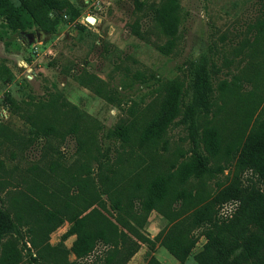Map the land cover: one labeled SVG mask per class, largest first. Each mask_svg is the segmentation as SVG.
Instances as JSON below:
<instances>
[{
  "label": "rangeland",
  "instance_id": "1",
  "mask_svg": "<svg viewBox=\"0 0 264 264\" xmlns=\"http://www.w3.org/2000/svg\"><path fill=\"white\" fill-rule=\"evenodd\" d=\"M67 1L73 20L50 10L41 24L11 31L0 16V206L15 224L0 240V264H196L203 224L190 215L213 196L217 219L236 205L219 195L264 98V63L219 108L217 84L244 62L232 49L243 36L255 32L264 44V0ZM200 58L213 91L206 112L190 103ZM168 93L175 111L163 144L140 146ZM123 126L126 142L117 134ZM170 172L166 194L142 222L111 208L110 194L137 210L150 181ZM239 180L264 187L249 169ZM89 211V224L116 230L77 257L69 220ZM172 224L196 238L182 263L160 244Z\"/></svg>",
  "mask_w": 264,
  "mask_h": 264
},
{
  "label": "trees",
  "instance_id": "2",
  "mask_svg": "<svg viewBox=\"0 0 264 264\" xmlns=\"http://www.w3.org/2000/svg\"><path fill=\"white\" fill-rule=\"evenodd\" d=\"M63 11L73 20L77 16L76 10L67 0H19L17 6L9 0H0V16L3 26L11 31L22 30L32 24H41L47 19V12ZM264 16V15H263ZM257 19V18H256ZM79 27L81 25L77 24ZM0 33V40H2ZM5 47L7 45L4 43ZM233 56H240L244 61L236 72L229 73L226 78L217 84L216 99L219 104L227 105L234 94L239 90L242 81H249L250 71L256 65L264 63V44H258V35L251 32L235 43ZM230 71V70H229ZM192 109L206 112L211 107V82L209 70L205 61L199 59L191 82ZM251 96L255 92H249ZM175 111V95L166 94L155 113L147 123L139 137L140 146L163 144V136L169 119ZM256 114L253 124L246 133L235 157L232 176L226 186L221 190V197L236 201V205L229 216L217 219L214 217V207L220 197H211L196 207L190 215L193 225L203 224L201 232L204 242L200 249L193 254L196 264H264V187L252 185L240 187L239 174L251 170L256 178L264 185V98L260 97L256 105ZM122 142L128 140L126 127L117 129ZM213 135V134H212ZM212 135L210 141L212 142ZM213 143V142H212ZM204 170L201 160H198L195 172ZM174 172L154 177L145 190V196L139 198V208L134 210L131 205L126 208L121 205L118 198H111L110 205L116 214L126 211L131 221L140 223L148 212L157 207L166 194L169 182ZM103 193L109 196L107 188ZM108 193V194H107ZM126 209V210H125ZM93 211H89L70 221L67 233L74 234L75 239L71 245V252L81 257L87 254L96 239H107L110 228L116 230L114 224L110 226L103 221L89 224ZM121 226L133 227L124 218H117ZM15 228L9 214L0 206V240ZM196 238L178 229L172 224L160 236V244L179 262L182 263L189 251L194 247Z\"/></svg>",
  "mask_w": 264,
  "mask_h": 264
},
{
  "label": "water",
  "instance_id": "3",
  "mask_svg": "<svg viewBox=\"0 0 264 264\" xmlns=\"http://www.w3.org/2000/svg\"><path fill=\"white\" fill-rule=\"evenodd\" d=\"M89 22H93L94 21V18L93 17H87L86 18Z\"/></svg>",
  "mask_w": 264,
  "mask_h": 264
}]
</instances>
